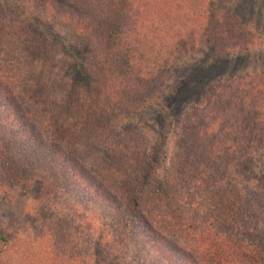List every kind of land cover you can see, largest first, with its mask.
Instances as JSON below:
<instances>
[{
  "label": "rangeland",
  "instance_id": "obj_1",
  "mask_svg": "<svg viewBox=\"0 0 264 264\" xmlns=\"http://www.w3.org/2000/svg\"><path fill=\"white\" fill-rule=\"evenodd\" d=\"M196 1L210 18L227 14L235 35L215 18L210 39L175 49L172 16L161 19L156 7L141 49L149 61L128 75L114 54L108 63L86 57L70 23L59 22L57 3L0 0V36L8 38L0 65L31 127L19 151L18 140L0 137V264H184L180 251L192 233L213 228L217 238V176H230L238 189L264 176V124L243 127L240 153L217 155L231 95L264 76V0ZM17 4L39 20L25 18L29 32L37 25L49 45L30 51L35 61L21 49L18 36L28 45L29 34L18 29ZM58 36L78 51L77 61L85 58L90 82L73 71ZM0 112L8 113L1 102Z\"/></svg>",
  "mask_w": 264,
  "mask_h": 264
},
{
  "label": "trees",
  "instance_id": "obj_2",
  "mask_svg": "<svg viewBox=\"0 0 264 264\" xmlns=\"http://www.w3.org/2000/svg\"><path fill=\"white\" fill-rule=\"evenodd\" d=\"M46 1H48L50 8L51 3L58 4L56 9L61 16L59 22L65 19L67 23H70L72 35L81 41L87 58L108 63L107 61L114 54V61L117 64L123 61V65L129 71L128 75L135 73L133 69L136 71L141 70L145 65L143 61H149V57L141 49L148 47L147 28L151 27L150 16L152 17L155 13L156 7L158 9L163 7L158 10L161 19L165 18L167 20L170 16L173 17V19L170 18L171 26L169 25V29L173 31L175 36V49H183L190 41H195L197 36H200L203 41L206 40V36L207 39H210L216 31L212 24L215 18L219 22L222 20L223 23L220 29L224 30L228 37L235 35L238 30L233 23L226 21L227 14L221 18L220 15L210 18V15L208 16L209 12L201 6L203 3L196 0H190L191 4L185 8L180 5L184 0ZM68 5H75L80 11L78 13L73 12V14L70 12ZM166 7L171 14L165 11ZM0 11L2 12V10ZM16 12L18 14L16 19L18 29L21 31L26 30L29 34L26 39L28 45L22 39L23 35L18 36L20 44H22L21 49L23 53L30 54L31 60L35 61L42 50L46 51L49 48L46 36L41 33L42 29H38L37 25H34V33L29 32L32 26L27 27L25 18H28L30 22L31 19L36 20L37 23L39 20L33 17L26 7L17 4ZM144 26L145 29L142 28ZM141 29L144 30L143 33H141ZM51 32L54 34L53 30ZM6 38L5 34H1L0 42L6 44L8 39ZM56 41L59 42L63 54L71 59L73 71L78 76L84 77L85 82H90L91 77L86 74V69L83 66L85 58L80 60L82 63L77 61L79 60L77 57L78 51L73 46L65 39L59 38V36ZM231 43H233V40ZM51 49L50 47V50H48L52 51ZM30 51H35L38 55L36 53L31 54ZM170 53V57L174 55V51ZM25 56L28 57L27 54ZM150 58L154 61L155 56H150ZM8 78H10L9 71L0 65V102L4 105V110H8L6 115L0 112V137L2 138V134L4 135L3 138L6 136L9 143L18 140L15 149L19 151L24 138L29 135L27 132L30 131L31 127L26 120H23L24 118L18 109L14 108L11 88L9 89L6 86L9 81ZM252 80L249 88L242 90L240 89L241 84H239L237 93L231 95L235 106H230L225 112L229 116L228 124L226 130L218 134L217 155L221 152L226 155V152L230 151L229 154L232 156H235L237 152L240 153L238 146L240 143L237 142L243 140L246 135L243 127L247 126L248 130L253 132L255 127L264 124V76L260 77L261 82ZM251 94H253V100L249 102ZM244 109L252 111L254 115L250 114V117L247 118L244 115ZM12 111L14 112L13 117L9 121ZM231 113H235V116L230 117ZM4 120H6V123L10 122L9 130H6L7 126L2 124ZM249 121L250 126L247 124ZM22 124L25 126L22 127ZM11 125L18 130H13ZM3 128L6 133L2 132ZM12 147L14 148V143ZM69 166L67 165L62 169L67 171ZM249 182L254 184L250 187L246 186L243 189H238L235 180L230 176H217V238H214L213 228L200 230L197 234L192 233L189 246L182 248V251H180L181 256L184 257V264H264V176H256ZM140 218L142 217L140 216ZM113 221L117 226L124 222V227H129L126 221L120 218L113 217ZM184 230L181 226L177 229V233L181 234Z\"/></svg>",
  "mask_w": 264,
  "mask_h": 264
}]
</instances>
